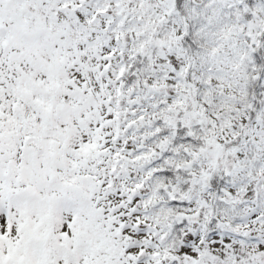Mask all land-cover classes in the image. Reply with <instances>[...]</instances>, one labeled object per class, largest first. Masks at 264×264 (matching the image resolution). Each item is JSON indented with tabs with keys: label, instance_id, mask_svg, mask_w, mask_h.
<instances>
[{
	"label": "snow or ice",
	"instance_id": "snow-or-ice-1",
	"mask_svg": "<svg viewBox=\"0 0 264 264\" xmlns=\"http://www.w3.org/2000/svg\"><path fill=\"white\" fill-rule=\"evenodd\" d=\"M0 264H264V0H0Z\"/></svg>",
	"mask_w": 264,
	"mask_h": 264
}]
</instances>
